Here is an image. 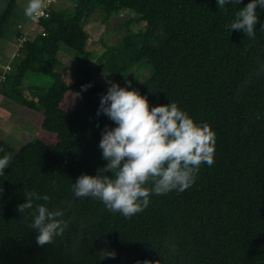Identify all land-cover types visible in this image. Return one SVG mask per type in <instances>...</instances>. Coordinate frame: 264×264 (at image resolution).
<instances>
[{"label": "trees", "instance_id": "trees-1", "mask_svg": "<svg viewBox=\"0 0 264 264\" xmlns=\"http://www.w3.org/2000/svg\"><path fill=\"white\" fill-rule=\"evenodd\" d=\"M73 1L74 11L53 6L48 17L32 21L14 70L0 79L15 117L54 135H39L21 148L0 138V157L13 154L0 176V264H264V76L243 86L264 61V9L257 6L256 36L249 39L226 25L250 0L227 4V11L217 0ZM16 6L10 0L0 16V41ZM123 9L135 11L146 27L114 44L102 40L98 70L147 96L150 107L175 102L216 133L214 163L200 166L194 184L152 195L148 207L131 218L72 192L80 175L95 176L106 165L101 133L106 125L115 127L106 115H96L107 87L85 64V25L97 10L108 19ZM61 43L83 56L73 84L57 69ZM143 58L153 74L142 84H128L123 73ZM29 72L50 76L53 83L31 85L29 98L20 88ZM25 190L48 195L50 201L39 203L50 208L71 203L65 218L72 225L63 239L38 246L31 217L16 210L26 201ZM80 223L85 230L73 250ZM101 249L114 250L115 258L99 259Z\"/></svg>", "mask_w": 264, "mask_h": 264}, {"label": "clouds", "instance_id": "clouds-1", "mask_svg": "<svg viewBox=\"0 0 264 264\" xmlns=\"http://www.w3.org/2000/svg\"><path fill=\"white\" fill-rule=\"evenodd\" d=\"M217 4L219 9L227 11V4L240 5L241 0H217ZM257 6L264 9V0H250L240 7L232 22L226 25L228 30H242L249 39H254ZM24 15L37 22L45 15V0H28ZM261 28L264 29V25ZM261 76H264V61L257 62L243 86L250 84L253 77L259 79ZM88 87L91 83L83 85L82 91ZM101 114L115 124V127L105 126L99 142L102 159L107 163L95 176L82 174L77 178L72 185L76 198L90 197L100 201L108 211L131 218L148 207L152 195H165L173 190L183 192L190 188L200 166L214 163L216 133L208 123L198 124L175 102L150 107L147 96L135 88L108 81L107 92L101 95L96 113L97 116ZM12 158L10 152L0 157V176L4 175ZM2 194L3 188H0ZM24 194L26 201L16 210L27 213L26 219L31 217L29 227L38 233V246L63 239L72 225V220L65 218L71 203L66 208H50L46 203H39L50 201L48 195L41 196L34 190H25ZM78 228L73 250L79 246L85 225L80 223ZM174 251L175 245H171L169 252ZM99 254L101 260L116 256L114 250L107 249H101Z\"/></svg>", "mask_w": 264, "mask_h": 264}, {"label": "rangeland", "instance_id": "rangeland-1", "mask_svg": "<svg viewBox=\"0 0 264 264\" xmlns=\"http://www.w3.org/2000/svg\"><path fill=\"white\" fill-rule=\"evenodd\" d=\"M9 1L0 0V16L5 11ZM27 2L28 0H17V6L7 23L6 31L0 41V73L4 71L7 64H11L12 66L17 64V53L19 49V41L16 36L17 32L19 31L27 37L29 27L32 23V20L26 18L24 15V8ZM54 6L58 9L67 8L70 11H74L75 9L73 0H56ZM138 17L139 15L135 11L123 9L118 13H113L110 18L106 19L97 10L85 25L90 34V40L87 46L88 59L85 61V64L89 65L95 71V81L104 87L108 88V81L115 82L116 77L107 71L98 70L99 62L97 58L104 50L102 40L107 44H114L130 31L137 32L145 28L146 22H137ZM57 59L59 61L57 69L63 73L64 79L68 84H73L78 77L76 69L83 61V56L66 44L61 43ZM153 71V67L149 64L148 60L143 58L124 72L123 77L135 84H142L153 74ZM52 83L53 79L50 76L29 72L23 79L20 88L31 98L32 96L29 90L31 85L43 84L50 86ZM69 101L75 102L72 99H69ZM14 108V103L6 100L0 92L1 139H4L16 148H21L28 143L34 142L39 135L54 136L43 129L41 132L37 129L26 127L25 124L30 122L21 117H15ZM37 128L40 129L38 126Z\"/></svg>", "mask_w": 264, "mask_h": 264}, {"label": "built area", "instance_id": "built-area-1", "mask_svg": "<svg viewBox=\"0 0 264 264\" xmlns=\"http://www.w3.org/2000/svg\"><path fill=\"white\" fill-rule=\"evenodd\" d=\"M55 2L56 0H45V15L41 18H46L50 15V9L54 6ZM22 35L23 34L21 33L19 36H17V40L19 41V48L22 47L23 43L27 39L25 35ZM10 70H14V66H12L11 64H7L4 71L0 73V79L5 78V74Z\"/></svg>", "mask_w": 264, "mask_h": 264}, {"label": "crops", "instance_id": "crops-1", "mask_svg": "<svg viewBox=\"0 0 264 264\" xmlns=\"http://www.w3.org/2000/svg\"><path fill=\"white\" fill-rule=\"evenodd\" d=\"M5 98V97H4Z\"/></svg>", "mask_w": 264, "mask_h": 264}]
</instances>
